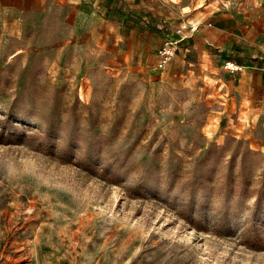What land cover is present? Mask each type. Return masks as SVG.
Returning <instances> with one entry per match:
<instances>
[{"label": "rangeland", "instance_id": "rangeland-1", "mask_svg": "<svg viewBox=\"0 0 264 264\" xmlns=\"http://www.w3.org/2000/svg\"><path fill=\"white\" fill-rule=\"evenodd\" d=\"M92 15L0 33V264H264V148ZM74 128L96 173L60 156Z\"/></svg>", "mask_w": 264, "mask_h": 264}, {"label": "crops", "instance_id": "crops-1", "mask_svg": "<svg viewBox=\"0 0 264 264\" xmlns=\"http://www.w3.org/2000/svg\"><path fill=\"white\" fill-rule=\"evenodd\" d=\"M86 12H100L97 26L106 36L122 32L128 55L135 39L147 52L170 40L175 54L166 67L188 77L189 88L201 84L199 97L225 119L226 130L249 129L248 143L264 148L254 135L264 126V0H0V33L71 24ZM182 23L187 28L177 32ZM228 61L241 70H227Z\"/></svg>", "mask_w": 264, "mask_h": 264}, {"label": "trees", "instance_id": "trees-1", "mask_svg": "<svg viewBox=\"0 0 264 264\" xmlns=\"http://www.w3.org/2000/svg\"><path fill=\"white\" fill-rule=\"evenodd\" d=\"M3 119H4V124H7L8 126L13 124L12 122L14 121V119H12V115L11 116L7 115ZM56 126L57 123H53L48 126V128L43 132V134L36 133L40 141V145L45 146L52 153H56L53 147H55L54 145L57 143V139L59 138L58 133H56ZM67 133L68 134L65 138L64 143L59 145V148L61 150L60 156L66 160L77 159L78 160L77 162L81 164V166H83L84 169L88 170L90 173H96L97 171L96 164L99 165V163L97 162L99 161V151H97L96 148L92 147L94 142L92 141L84 142L85 145H87L86 146L87 149L85 156L81 158L77 152L80 146L76 137L77 132L75 128L72 129L71 132H67ZM92 159L93 162H91ZM105 172L106 170L104 168V172H102V174H104ZM263 200H264V185L263 187L257 190V196L254 204L255 211L261 212L263 206L262 205ZM190 205H191L190 207H193L192 208L193 210L195 209L204 210L205 209L204 206L206 205V200H201L199 202H196L192 197L190 199Z\"/></svg>", "mask_w": 264, "mask_h": 264}, {"label": "built area", "instance_id": "built-area-1", "mask_svg": "<svg viewBox=\"0 0 264 264\" xmlns=\"http://www.w3.org/2000/svg\"><path fill=\"white\" fill-rule=\"evenodd\" d=\"M187 25L186 23H182L180 27L177 29V32L182 31L183 29H186ZM197 28V24H190V29L195 30ZM157 56H158V62L157 66L164 68L166 65V62L175 54L172 42L170 40H165L163 45L156 50ZM225 68L228 70H241V66L239 65H234L232 62L228 61L224 64Z\"/></svg>", "mask_w": 264, "mask_h": 264}]
</instances>
